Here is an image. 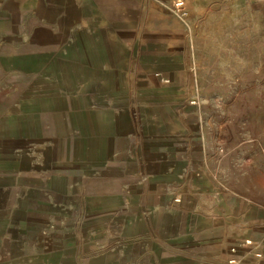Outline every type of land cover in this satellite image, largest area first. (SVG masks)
<instances>
[{"label":"crops","instance_id":"0c3cea01","mask_svg":"<svg viewBox=\"0 0 264 264\" xmlns=\"http://www.w3.org/2000/svg\"><path fill=\"white\" fill-rule=\"evenodd\" d=\"M173 5L0 0V264H264Z\"/></svg>","mask_w":264,"mask_h":264},{"label":"rangeland","instance_id":"374dc122","mask_svg":"<svg viewBox=\"0 0 264 264\" xmlns=\"http://www.w3.org/2000/svg\"><path fill=\"white\" fill-rule=\"evenodd\" d=\"M182 1L184 16L175 7ZM173 7L189 24L182 36L196 43L200 88L190 96L224 159L222 190L251 173L264 193V0H174Z\"/></svg>","mask_w":264,"mask_h":264},{"label":"built area","instance_id":"2783aa9c","mask_svg":"<svg viewBox=\"0 0 264 264\" xmlns=\"http://www.w3.org/2000/svg\"><path fill=\"white\" fill-rule=\"evenodd\" d=\"M175 7H177V10L178 11H180L181 13H182V16H184L185 15V11H184V1H182V2H179V3H177V4H175ZM245 244H246V246H250V245H252V241H250V240H247L246 242H245ZM232 251L233 252H236L237 250H236V248H232ZM261 256H263V253L261 252V253H259V254H257V257H261ZM236 262V260H230V263H232V264H234Z\"/></svg>","mask_w":264,"mask_h":264}]
</instances>
